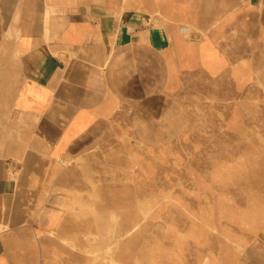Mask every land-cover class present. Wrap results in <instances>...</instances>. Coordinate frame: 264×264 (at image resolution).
<instances>
[{
	"label": "crops",
	"instance_id": "0c3cea01",
	"mask_svg": "<svg viewBox=\"0 0 264 264\" xmlns=\"http://www.w3.org/2000/svg\"><path fill=\"white\" fill-rule=\"evenodd\" d=\"M262 69L264 0H0V264L67 261L102 143L159 149L183 87Z\"/></svg>",
	"mask_w": 264,
	"mask_h": 264
},
{
	"label": "rangeland",
	"instance_id": "374dc122",
	"mask_svg": "<svg viewBox=\"0 0 264 264\" xmlns=\"http://www.w3.org/2000/svg\"><path fill=\"white\" fill-rule=\"evenodd\" d=\"M257 79L201 83L197 94L183 87L177 133L159 149L136 139L133 150L121 138L122 146L102 143L101 164L85 183V233L54 248L67 261L43 264H264V84ZM104 189L109 197L101 198ZM106 203L117 215L99 209Z\"/></svg>",
	"mask_w": 264,
	"mask_h": 264
}]
</instances>
